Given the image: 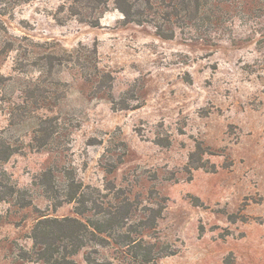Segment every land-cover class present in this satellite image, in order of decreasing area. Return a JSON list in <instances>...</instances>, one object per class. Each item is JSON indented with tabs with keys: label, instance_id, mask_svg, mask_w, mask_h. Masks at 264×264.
Here are the masks:
<instances>
[{
	"label": "rangeland",
	"instance_id": "obj_1",
	"mask_svg": "<svg viewBox=\"0 0 264 264\" xmlns=\"http://www.w3.org/2000/svg\"><path fill=\"white\" fill-rule=\"evenodd\" d=\"M115 1L0 0V264H264V0Z\"/></svg>",
	"mask_w": 264,
	"mask_h": 264
},
{
	"label": "trees",
	"instance_id": "obj_2",
	"mask_svg": "<svg viewBox=\"0 0 264 264\" xmlns=\"http://www.w3.org/2000/svg\"><path fill=\"white\" fill-rule=\"evenodd\" d=\"M160 4H164L167 0H157ZM174 2L175 0H169ZM135 2H143L149 4L151 0H116L115 7L119 9L125 16L126 23H140L135 19L136 13L133 12ZM187 0H183L186 4ZM160 35L169 38L166 33L160 31ZM4 156H0V160L8 161L13 155L10 146H4ZM74 196H72V199ZM112 219H108L106 226L101 228V224L84 223L78 218L64 217L51 218L42 215L33 228L32 238L34 240V249L36 255L44 264H76L73 259L82 248L87 244L88 240L92 241L98 234L119 227L117 223H110ZM90 237H92L90 239Z\"/></svg>",
	"mask_w": 264,
	"mask_h": 264
}]
</instances>
